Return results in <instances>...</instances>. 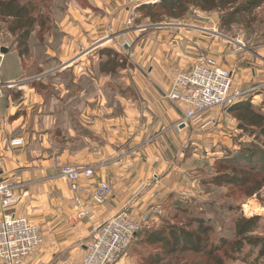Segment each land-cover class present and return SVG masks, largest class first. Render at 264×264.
<instances>
[{"label":"rangeland","instance_id":"1","mask_svg":"<svg viewBox=\"0 0 264 264\" xmlns=\"http://www.w3.org/2000/svg\"><path fill=\"white\" fill-rule=\"evenodd\" d=\"M26 1L33 2L36 25L28 40V53L22 60L23 79L13 86V90H7L14 99H21L24 97V93L28 94L29 90L34 91L43 99V104L38 106L41 108L36 111V118L37 116L38 119L40 118L41 133L49 134L48 132H51L50 138L43 135L40 136V140L38 139L36 144H32L34 135H36L34 125L38 122L34 120L36 124L33 125L31 117H28L30 121L26 130L29 134L27 148L31 152L33 149L39 152L41 159L55 155L56 163L64 164L60 157H63L67 148L72 151L66 154L68 156L79 153L78 150L86 143L81 131L87 130L85 125L95 126L92 122H96V114H99L98 121L104 125L107 124L105 120L115 116L116 119L119 117L127 128H130V122L127 120L130 118V113L127 115L128 101L137 98L136 89L138 86L134 83L136 82L135 77L140 74L139 65L144 64V56L140 51H136V48L145 36H168L166 32H175L177 28L191 27L211 34L209 36L211 41L216 43L214 50L210 49L201 60L215 59L220 66L231 70L233 92L252 91V94L245 96L239 102L249 100L253 110L264 114V4L251 16L241 19L238 23L222 26L221 15L217 12L203 13L192 10L184 17L174 19L170 13L160 8L154 9L149 15L145 11L141 12L139 8L144 3L141 0H135L131 7L130 19L129 21L126 19L124 24L115 23V25L111 24L105 28H98L96 27L98 25L88 20L89 23H92L93 28L97 29V33L92 36L85 30L84 35L88 37L86 42L84 37L75 36L69 29L70 25L72 27L79 26L81 29L79 19L72 17V10H76L80 5L84 9L93 8L96 17L103 18L105 16L106 18L108 16L107 13L102 14L103 12L90 6V0H23V2ZM145 1L153 3L155 0ZM76 13L78 12L75 11ZM155 21L158 23H154ZM12 22L7 18L0 19V45L8 47L10 50L18 47V37L11 31ZM76 32L79 30L77 29ZM105 49L112 50L114 54L118 55L116 58L111 57V62L106 66L103 63L108 62L110 58L104 54ZM5 57L0 60V74L4 80L9 73H14L18 77L23 75L19 54L12 51ZM19 89L21 90L19 91ZM139 91L141 90L138 89ZM3 92L7 93L5 89ZM141 100L139 94V100L136 99V102L140 113H143L144 102H140ZM215 109H223L224 115V112L229 113L230 108L219 106L208 109L202 113L194 125L199 124ZM229 114L230 120H236L234 113ZM126 116H128L127 119H124ZM208 122L211 124L209 120H206L202 127H212L208 125ZM114 126L116 127V125ZM233 127L239 129L237 120L233 125L226 122L219 128H215L210 136L205 137L199 133V135L195 134L189 137L188 142H191L198 140L201 136L198 149L191 147V143L190 145L186 144L183 148V161L188 158L189 167L199 169L198 165H200L202 170L200 177L197 178L198 185L194 187L193 193L185 192L183 189L178 190L180 194H176L175 198L170 199L171 201L168 199L167 202L170 205L167 211L164 208L167 204L165 202L167 193L164 197V192L158 194L156 201L142 203L145 207L141 208L142 213L139 218L141 221L146 220L144 223H140L139 219L127 211L116 215L125 213L132 220L140 223V229L133 242L117 264H149L148 261H151V257L154 256L158 247L146 244L144 233L157 230L166 223L182 224L189 217L204 218L205 222L212 227L211 239L219 244L223 238L227 241L234 240L235 221L240 215L246 218L260 216L262 219L253 235L264 237V190L259 195L249 198L243 190L236 187L222 185L217 188L214 184L203 185L204 180L211 179L209 175L215 171H225L226 168H229L223 167L225 160L240 163L250 160L251 162L245 145L248 148L252 145L258 148L259 153L252 157L253 163H250L249 167L252 168V172L256 176L254 179H263L264 137L256 138V134H252L254 131L258 132L255 128H247L245 131L241 130L243 133H238L234 132L235 128ZM70 131L73 132L74 137L70 136ZM92 135H95L92 138H98L94 132ZM105 140L107 141V139ZM127 150L125 149L124 153L121 152V155L127 154ZM62 169L57 170L58 175H62ZM103 182L110 185L111 194L103 204L89 206L92 216L95 208L105 205L114 194L113 186L107 181L100 180L96 184ZM63 183H67L69 186L66 180ZM145 184L146 193H148L146 188L149 187V192L153 190L156 193L158 191H154L158 188L156 179L150 178L149 181L146 179ZM199 184L201 185L200 189H196ZM163 190H166V187ZM92 192L84 199L85 204L89 203ZM72 194L71 207L72 216H74L77 206L75 194L73 192ZM193 195L195 197H192ZM176 205L181 209L178 210ZM139 206L141 207V203ZM188 213L190 214L188 215ZM89 219H85L81 223ZM260 247L261 245L254 249L245 245L241 251H238L236 247L222 246L218 256L222 257L226 264H264V257H259ZM183 256L172 259L173 264H193L197 261L204 264L206 262V259L203 260L194 254ZM165 261H168L167 257Z\"/></svg>","mask_w":264,"mask_h":264},{"label":"crops","instance_id":"2","mask_svg":"<svg viewBox=\"0 0 264 264\" xmlns=\"http://www.w3.org/2000/svg\"><path fill=\"white\" fill-rule=\"evenodd\" d=\"M134 1L90 0L89 5L103 12L102 14L107 13L106 18L96 17L93 8L84 9L78 5L76 10H72V17L79 19L81 29L71 25L69 29L75 36L84 37L87 42L85 30L92 36L97 33V29L93 28L88 20L98 25V28L115 23L124 24L126 19H130ZM141 1L149 4L148 1ZM75 11L78 13L75 14ZM77 29L79 32H76ZM166 33L168 36H145L136 48V51H140L144 56V64L139 65L140 74L138 78L135 77L134 82L141 90L138 92L136 89V99L139 100L140 94V102H144L143 113H140L136 99L128 101L127 115L130 113V118L127 119L126 116L124 119L130 122V128L115 116L105 120L107 124L104 125L98 121L99 114H96V122H92L95 126L85 125L87 130L81 131L86 143L78 150L79 153L68 156L66 154L72 151L67 148L63 157H60L65 165L57 164L55 155L41 159L39 152L35 149L31 152L27 148L29 134L26 130L30 121L28 117H31L33 125L36 124L34 120L38 122L34 125L36 135L32 140L33 145L40 140V136L47 135L50 138L51 132L41 133L40 118H36V111L41 108L38 106L43 104L41 96L31 90L27 95L24 93L21 99H14L8 94V90H13L14 84L23 79L22 59L19 61L23 75L18 77L9 73L4 80L0 74V182L7 181L16 187L17 203L13 212L38 224L44 239L43 244L35 249L23 264H82L94 230L106 220L127 211L139 219L140 223H144L146 220L141 221L139 218L145 207L142 203L156 201L158 194L162 192L164 197L167 193L165 202L180 194L178 190L194 192L202 170L200 165L199 169L189 167L188 158L183 161V148L191 143V147L198 149L201 136L191 142H188L189 137L199 133L205 137L210 136L215 128L226 122L233 125L236 120H230L229 113L224 112L223 115V109H215L199 124L188 128L177 127L183 112L180 105L168 98L172 84L180 72L191 70L205 53L208 54L210 49L213 51L216 43L211 41V34L196 28H177L175 32ZM12 51L17 52L9 48L6 55ZM5 56L0 55V60L6 58ZM4 89L7 93L3 92ZM206 120L211 122H208V125L213 128L202 127ZM233 128L234 132L243 133L237 127ZM93 132L98 138H92L95 136L92 135ZM69 133L74 137L72 131ZM17 138L25 140L24 147L11 146V141ZM125 149H128L127 154L121 155ZM65 166L91 168L94 171V179L82 183L79 191L82 201L93 191L97 181H107L114 188L112 198L105 205L95 208L92 218L81 223L76 230L71 228L69 222L73 214V194L57 171ZM150 178L156 179V193L153 190L149 192L150 187L146 188L148 193L145 192L146 179L149 181ZM165 187L166 190H163ZM200 187L199 184L196 189ZM3 215L0 200V220Z\"/></svg>","mask_w":264,"mask_h":264},{"label":"trees","instance_id":"3","mask_svg":"<svg viewBox=\"0 0 264 264\" xmlns=\"http://www.w3.org/2000/svg\"><path fill=\"white\" fill-rule=\"evenodd\" d=\"M263 4L264 0H155L149 5L141 4L139 11H145L149 15L154 9L160 8L170 13L174 19L182 18L192 10L203 13L217 12L221 15L222 26H229L251 16ZM33 11L32 1L0 0V19L7 18L13 21L11 31L18 37V47L14 50L18 52L22 60L28 53V40L36 25ZM104 54L110 58L108 62L103 63L105 66L111 62V57L118 56L109 49H105ZM250 106L249 100H242L232 106L229 113L235 114L240 130L255 128L258 132L254 131L252 134H256V138L264 137V114L253 110ZM244 147L247 149L251 162L250 160L245 163L225 160L223 167L229 168H226L225 171H215L209 175L211 179L204 180L203 185L214 184L217 188L222 185L236 187L243 190L249 198L259 195L264 190V176L263 179H254L256 176L252 172V168L249 167V164L253 163L252 157H255L259 150L253 145L250 148L246 145ZM262 162L264 164L263 159ZM169 205L167 202L164 206L166 211ZM176 208L181 209L178 205ZM184 212L186 211L184 210ZM261 219L260 216L246 218L240 215L235 221L234 240L227 241L223 238L219 244L211 239L212 227L205 222L204 218L189 217L182 224H163L159 229L146 231L143 235L146 244L158 247L154 256L151 257V261L148 262L149 264H173L172 259L184 257L183 255L186 254H194L203 260L206 259L204 264H226L224 259L218 256L222 246L236 247L238 251H241L245 245L254 249L261 245L259 257H264V237L253 235ZM166 257L168 261H165ZM193 264H201V261Z\"/></svg>","mask_w":264,"mask_h":264},{"label":"built area","instance_id":"4","mask_svg":"<svg viewBox=\"0 0 264 264\" xmlns=\"http://www.w3.org/2000/svg\"><path fill=\"white\" fill-rule=\"evenodd\" d=\"M252 91L233 92V73L222 67L215 59H203L193 69L180 72L168 95L182 108L183 115L177 127H191L202 113L214 107L231 108ZM1 95V94H0ZM23 138L11 141L12 147H24ZM91 168L65 166L62 177L76 197L77 211L71 217L70 226L78 229L81 222L89 219V206L103 204L111 194L109 184H96L88 204L79 197L82 183L93 180ZM16 187L7 181L0 182V200L4 210L0 220V264H23L32 252L44 242L38 225L13 212L17 203ZM140 223L122 213L96 228L92 242L86 249L82 264H117L129 249Z\"/></svg>","mask_w":264,"mask_h":264},{"label":"water","instance_id":"5","mask_svg":"<svg viewBox=\"0 0 264 264\" xmlns=\"http://www.w3.org/2000/svg\"><path fill=\"white\" fill-rule=\"evenodd\" d=\"M8 52H9V48L8 47H6V46H0V55L1 56H5ZM6 85L7 86H13V84H6Z\"/></svg>","mask_w":264,"mask_h":264}]
</instances>
